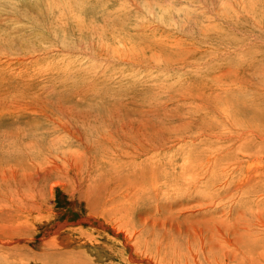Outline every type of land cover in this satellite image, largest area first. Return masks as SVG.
Segmentation results:
<instances>
[{
  "label": "rangeland",
  "instance_id": "rangeland-1",
  "mask_svg": "<svg viewBox=\"0 0 264 264\" xmlns=\"http://www.w3.org/2000/svg\"><path fill=\"white\" fill-rule=\"evenodd\" d=\"M263 137L264 0H0V206L49 172L33 185L40 214L93 244L66 248L81 264H264ZM150 146L134 167L131 151ZM122 177L173 193L130 200ZM50 231L2 255L69 264L42 247Z\"/></svg>",
  "mask_w": 264,
  "mask_h": 264
},
{
  "label": "bare ground",
  "instance_id": "bare-ground-1",
  "mask_svg": "<svg viewBox=\"0 0 264 264\" xmlns=\"http://www.w3.org/2000/svg\"><path fill=\"white\" fill-rule=\"evenodd\" d=\"M174 137V136H173ZM181 137H183L182 135H181ZM180 137V138H181ZM179 138V137H178ZM264 138V137H263ZM182 139V138H181ZM113 140V139H112ZM171 140V139H170ZM183 140V139H182ZM111 141V140H110ZM105 142H106V140H105ZM109 143V142H108ZM173 143H174V140H173ZM176 143V142H175ZM110 144V143H109ZM108 144V145H109ZM113 144V143H112ZM116 144V143H115ZM107 146V145H106ZM117 146V145H116ZM127 146V145H126ZM110 147H111V145H110ZM120 147V146H119ZM173 147V146H172ZM180 147H181V145H180ZM100 148V147H99ZM102 148V147H101ZM129 148V147H128ZM106 149V148H105ZM156 148H154V147H148V148H136V149H134L133 151H131V152H135V154L133 155V156H131V159H133V161H134V163H133V166L134 167H137L138 166V164L136 163L137 161H139L140 160V162L141 161H143V162H152L154 159V155H153V152L155 153V150ZM182 149V148H181ZM119 150H121V149H119ZM129 150V149H128ZM99 151V150H98ZM97 151V152H98ZM113 151V150H112ZM123 151V150H122ZM141 151H143L142 153H139V152H141ZM182 151H183V149H182ZM100 152V151H99ZM98 152V153H99ZM107 152V151H106ZM158 152V151H157ZM156 152V153H157ZM108 153H110V152H108ZM115 153V152H114ZM159 153H160V151H159ZM183 153H185V152H183ZM127 154V153H126ZM174 154V153H173ZM100 155V154H99ZM105 155V154H104ZM158 155V154H157ZM181 155V154H180ZM120 156V155H119ZM171 157H172V155H170ZM175 156V155H174ZM183 156H184V154H183ZM78 157V156H77ZM77 157H76V159H77ZM80 157V156H79ZM78 157V158H79ZM101 157V156H100ZM103 157V156H102ZM126 157V156H125ZM180 157H182V156H180ZM187 157V156H186ZM68 158V157H67ZM66 157H65V159H67ZM106 158V157H105ZM183 158H185V157H183ZM70 159V158H69ZM74 159V158H73ZM115 159V158H114ZM180 159V158H179ZM90 160V159H89ZM91 161V160H90ZM161 161V160H160ZM193 161V160H192ZM51 162V161H50ZM69 162V161H68ZM67 162V163H68ZM77 162V161H76ZM76 162H75V165H76ZM101 162V161H100ZM191 162V161H190ZM189 162V163H190ZM56 164H57V162H55ZM61 163V162H60ZM65 163V162H64ZM74 163V162H73ZM85 163V162H84ZM102 163H103V161H102ZM101 163V164H102ZM177 164H178V160H177V162H176ZM186 163V162H185ZM184 163V164H185ZM188 163V164H189ZM192 163V162H191ZM69 164H70V162H69ZM86 164H87V162H86ZM170 164V163H169ZM181 164V163H180ZM188 164H187V166H188ZM54 165V164H53ZM66 165V164H65ZM103 165V164H102ZM163 165V164H162ZM190 165V164H189ZM12 166V165H11ZM70 166H71V164H70ZM74 166V165H73ZM86 166V165H85ZM108 166V165H107ZM115 166H117V165H115ZM167 167H168V165H166ZM171 165H169V167H170ZM180 166H182V165H180ZM185 166V165H184ZM196 166V165H195ZM60 167V166H59ZM65 166H63V168H64ZM76 167V166H75ZM104 167V166H103ZM102 167V168H103ZM183 167V166H182ZM54 168V167H53ZM61 168H62V164H61ZM67 167H65V169H66ZM79 168V167H78ZM82 168V167H81ZM85 168V167H84ZM178 168H179V165H178ZM177 168V169H178ZM190 168V167H189ZM188 168V169H189ZM192 168H193V166H192ZM196 169H198L197 167H195ZM52 169V168H51ZM50 169V170H51ZM104 169V168H103ZM108 169V168H107ZM169 169V168H168ZM174 169V168H173ZM180 169H182V168H180ZM191 169V168H190ZM194 169V168H193ZM73 170L77 173V170L73 167ZM162 170V169H161ZM237 170V169H236ZM255 170V169H254ZM20 171V170H19ZM55 171V170H54ZM107 171V170H106ZM164 172H165V170H163ZM168 171V170H167ZM174 171V170H173ZM185 171V170H184ZM187 171V170H186ZM185 171V172H186ZM52 172V171H51ZM56 172H58V170L56 171ZM64 172V171H63ZM102 172H105V170L104 171H102ZM108 172V171H107ZM158 172H160V171H158ZM163 172V173H164ZM169 173L171 172V171H168ZM168 172L167 173H165V175H167L168 174ZM177 172V171H176ZM187 172H190V171H187ZM192 172V171H191ZM194 172V171H193ZM201 172V171H200ZM262 172V171H261ZM61 173V172H60ZM73 173V172H72ZM76 173H74V177H76L77 179H78V183H80V181H79V177H78V174H76ZM80 173H81V171H80ZM115 173V172H114ZM153 173V172H152ZM180 173L182 174L183 173V171L181 172L180 171ZM198 173V172H197ZM49 174V172L47 173V171H45L44 173H42V174H37L34 178H30L31 180L30 181H28V183L26 184V187H23L24 189H26V193L25 194H23V195H19L18 194V204H20V205H14V206H12V207H10V209H6V207H7V205H9V203L8 204H6V205H4V204H1V206H0V216L1 215H3V214H5V215H9L10 214V212L11 213H16L17 214V216H16V219H14V218H12V220H13V224L11 225V224H7V220H2L1 219V221H0V263H4V264H13V262H12V260L11 259H7L8 258V256H7V258L6 257H4V255L7 253H5L4 255H2V252L3 251H12L13 249H16V248H18V246L20 247V246H25V244H27V243H30L31 241H33L34 240V236L35 235H37V233H38V231L39 230H41L42 228H45V227H47V231H50L51 229H52V227H53V225H52V223L51 222H53V220L54 219H56V215L57 214H55V213H52L53 215H46V216H43V215H41L40 214V210H41V208H42V213L44 212V210H45V205H42V202H41V199H40V196H39V193H37L36 191H35V187L34 186H36V184H38V183H42V182H46V181H44V180H46V176ZM102 174H104V173H102ZM112 174V173H111ZM171 174H173L172 172H171ZM179 174V173H178ZM196 174V173H195ZM194 174V175H195ZM203 174V173H202ZM201 174V175H202ZM212 174V173H211ZM60 175V174H59ZM68 175V174H67ZM67 175H66V177H67ZM81 175V174H80ZM106 175V174H105ZM107 175H109L108 173H107ZM139 175V174H138ZM174 175H177V174H174ZM183 175V174H182ZM182 175H180V176H182ZM185 175V174H184ZM186 175H189V174H186ZM197 175H199V174H197ZM258 175V174H257ZM263 175V174H262ZM33 176V175H32ZM50 176V175H49ZM113 176V175H112ZM54 177V176H53ZM58 177V176H57ZM61 178H63V176L61 175L60 176ZM114 177V176H113ZM149 177V176H148ZM174 177V176H173ZM194 177V176H193ZM195 177H199V176H195ZM195 177H194V179H195ZM203 177H204V175H203ZM254 177V176H253ZM28 179H29V177H27ZM48 178V177H47ZM94 178V177H93ZM157 178V177H156ZM179 177H177V179H178ZM184 178V177H183ZM186 178H188V176L186 177ZM190 178H192V176L190 177ZM189 178V179H190ZM201 178V177H200ZM50 179V178H49ZM66 179V178H65ZM71 179V178H70ZM91 179V178H90ZM112 179V178H111ZM166 179H173V178H166ZM203 179V178H202ZM63 180V179H62ZM61 180V181H62ZM68 180H69V177H68ZM80 180H81V178H80ZM112 180H114V179H112ZM175 180V179H174ZM174 180H172V182L174 181ZM190 180H192V179H190ZM189 180V181H190ZM261 180V179H260ZM15 181H18L17 179L15 180ZM49 181V180H48ZM54 181V180H53ZM60 181V182H61ZM116 181V180H115ZM125 181V182H124ZM126 181H129V179L128 178H123L122 177V179L120 178V182H122V185L121 186H123V187H126L125 189H127L128 188V186L129 187H132V185L134 186V188L133 189H130V191L131 190H133L134 191V195L133 196H131V198H130V200H136V198L137 197H135V194H138V193H141V191H144V190H150L151 192H153V196H151L150 197V199H154L155 201H158V199H160V201H164L165 200V198L167 199V198H169V196H170V193L169 192H172L173 193V190H172V188H173V185H169V186H166V183H164L163 182V184H164V188H165V190L163 189V188H160V186H159V184L160 183H158V182H156L155 180H151V181H149V183H148V186L146 185L145 186V189H144V187L142 188V190H140V188H138L136 185H134L133 183H132V185H131V183H129V182H126ZM165 181V180H164ZM176 181V180H175ZM183 181V180H182ZM188 180H186V182H187ZM197 181H200V179L199 180H197ZM8 182V181H7ZM62 182H64V181H62ZM70 182V185H71V180L69 181ZM73 182V181H72ZM93 182V181H92ZM170 182V181H169ZM176 182H178V181H176ZM192 182H193V180H192ZM194 182H195V180H194ZM205 182V181H204ZM207 183H208V181H206ZM47 183V182H46ZM51 183V182H50ZM50 183H48V184H50ZM65 183H66V181H65ZM74 183V182H73ZM95 183V182H94ZM116 183V182H115ZM181 183V182H180ZM197 183V182H196ZM211 183V182H210ZM209 183V184H210ZM12 184V183H11ZM15 184V186H16V183H14ZM21 184H23V183H21ZM60 184V183H59ZM85 184V183H84ZM100 184V183H99ZM113 184V183H112ZM117 184V187H112V189H111V191L113 192V193H115L116 194V196L117 197H119L122 193V191L120 192L121 194L119 195V193H118V183H116ZM151 184V185H150ZM172 184H174V188H175V183H172ZM183 184H185V181L183 182ZM191 185V183H188V185ZM198 184V183H197ZM197 184H196V186H197ZM202 184V183H201ZM8 185V184H7ZM34 185V186H33ZM39 185V184H38ZM66 185H68V183L66 184ZM185 185H187V183L185 184ZM189 185V186H190ZM199 185V184H198ZM208 185V184H207ZM211 185V184H210ZM10 186V185H9ZM14 186V185H13ZM17 186H19V185H17ZM23 186H25V185H23ZM177 187H178V185H176ZM180 186V185H179ZM184 186V185H183ZM192 186H194V185H192ZM21 187V186H20ZM37 187V186H36ZM82 187V186H81ZM86 187H87V185H86ZM94 188H95V186H93ZM135 187H137L138 189H136L135 190ZM180 187H182V186H180ZM206 187V186H205ZM204 187V189H206V191L208 190L207 188H205ZM211 187H213V186H211ZM18 188V187H17ZM50 188H52V187H50ZM66 188V187H65ZM71 189H73L72 187H70ZM69 188V189H70ZM77 188V187H76ZM91 188H92V186H91ZM191 188V187H190ZM189 188V189H190ZM197 189H198V186L196 187ZM210 188V187H209ZM45 189V187L43 188V190ZM48 189V188H47ZM70 189V190H71ZM75 189V188H74ZM101 189V188H100ZM183 189H184V187H183ZM6 190V189H5ZM13 190V189H12ZM88 190H89V188H88ZM103 190V189H102ZM106 190V189H105ZM104 190V191H105ZM177 190V189H176ZM181 190V189H180ZM180 190H178L179 192H180ZM17 191V190H16ZM45 191V190H44ZM47 191V190H46ZM82 191V190H81ZM91 191V190H90ZM195 191H196V189H195ZM203 191V190H202ZM213 191V190H212ZM4 192V191H3ZM22 192H24V191H21V193ZM30 192V193H29ZM33 192H36V194H37V197L35 196V194L33 193ZM75 192V191H74ZM183 192H184V190H183ZM198 192H200V191H198ZM262 192V191H261ZM16 193H19V192H16ZM15 193V194H16ZM47 193H48V191H47ZM50 193V192H49ZM63 193H65V192H63ZM67 193V192H66ZM71 193V192H70ZM73 193V192H72ZM100 193V192H99ZM98 193V194H99ZM171 193V194H172ZM175 193H177V191L175 192ZM204 192H202V194H203ZM206 193V192H205ZM208 193H209V191H208ZM207 193V194H208ZM11 194H12V191H11ZM52 194V193H51ZM84 194V193H83ZM82 194V195H83ZM86 194H89V193H86ZM161 194V195H160ZM180 194V193H179ZM183 193H181L180 195H182ZM184 194H185V192H184ZM261 194V193H260ZM3 195V194H2ZM6 195H8L7 193H6ZM13 195V194H12ZM43 195V194H42ZM72 195V194H71ZM90 195V194H89ZM92 195V194H91ZM110 195V194H109ZM125 195V194H124ZM144 195V194H143ZM177 194H175V196H176ZM205 195V194H204ZM209 195H210V193H209ZM0 196H1V193H0ZM17 196V195H16ZM93 196V195H92ZM105 196V195H104ZM108 196V195H107ZM106 196V197H107ZM112 196V195H111ZM142 196V195H141ZM174 196V195H173ZM172 196V197H173ZM183 196V195H182ZM9 197V196H8ZM12 198H13V196H11ZM48 197V196H47ZM80 197V196H79ZM88 197V196H87ZM95 197V196H94ZM93 197V198H94ZM113 197V196H112ZM111 197V198H112ZM121 197V196H120ZM180 197V196H179ZM256 197V196H255ZM261 197V196H260ZM83 198V197H82ZM86 198V197H85ZM92 198V197H91ZM93 198H92V200H93ZM95 198H97V197H95ZM104 199V198H103ZM113 199H115V197L113 198ZM118 199V198H117ZM120 199H122V197L120 198ZM8 200H9V198H8ZM83 200V199H82ZM86 200V199H85ZM84 200V201H85ZM90 200V199H89ZM95 200V199H94ZM100 200V199H99ZM109 200H110V196H109ZM142 200V199H141ZM4 201V200H3ZM6 201V200H5ZM97 201V200H96ZM128 201V200H127ZM146 201V200H145ZM13 202H14V200H13ZM73 202V201H72ZM107 202V201H106ZM148 202V201H147ZM161 202V203H162ZM97 203V202H96ZM117 203V202H116ZM139 203H143V201L142 202H139ZM167 203V202H166ZM73 204V203H72ZM74 204H75V202H74ZM90 204V203H89ZM107 205V203H105V206ZM126 205V204H125ZM69 206V205H68ZM71 206V205H70ZM86 206V205H85ZM116 206H118V205H116ZM76 207V208H75ZM74 207V209H77V210H83L84 212H86V215H88L89 217L90 216H95V217H97V216H99V214L96 212V210H95V208H90L89 206V208L88 207H83L82 206V204L79 202V199L78 200H76V206ZM52 208V207H51ZM98 208V207H97ZM103 208V207H102ZM105 208V207H104ZM118 208V207H117ZM13 209V210H12ZM66 209V208H65ZM71 209H73V208H71ZM107 209V208H106ZM123 209V208H122ZM99 210V209H98ZM74 211V210H73ZM102 211V210H101ZM111 211V210H110ZM130 211V210H129ZM104 212V211H103ZM100 213V212H99ZM105 213V212H104ZM116 213V212H115ZM144 213V212H143ZM49 214V213H48ZM51 214V213H50ZM85 214V213H84ZM113 214V213H112ZM13 215V217H15L14 216V214H12ZM64 215V214H63ZM115 216H116V214H114ZM9 216H11V215H9ZM104 217V216H103ZM104 219V218H103ZM95 220V219H94ZM121 221V220H120ZM114 223V222H113ZM6 224L8 225V226H6ZM115 224V223H114ZM101 225H103V224H101ZM111 226V225H110ZM114 226V225H113ZM73 227V226H72ZM77 227V226H76ZM89 227V226H88ZM91 227V226H90ZM92 228V227H91ZM94 228V227H93ZM100 228V227H99ZM104 228V227H103ZM113 228V227H112ZM88 229V228H87ZM86 229V230H87ZM96 229V228H95ZM85 230V231H86ZM123 230V229H122ZM125 230V229H124ZM44 231V230H43ZM111 231H115V230H111ZM81 232V231H80ZM92 232H94V231H92ZM99 232V231H98ZM97 232V233H98ZM103 232V231H102ZM101 232V233H102ZM120 232V231H119ZM118 232V233H119ZM50 233H52V235L53 236H51V237H53V238H51V239H48L47 241H45L44 243H43V245H42V247L44 248L45 246L46 247H52L53 249H56L57 251H58V254H60V255H64V254H66V255H68V258H67V260H68V263L69 264H81L80 263V260L82 259L79 255H77V254H74V252H72V251H68L66 248H68V247H71V246H84V248H85V246H88V247H91V245H93L92 243H88L86 240H85V235H84V237H81V235L82 234H80V235H77V233H76V231L74 230V229H67L64 225L62 226V225H58V227H55V229L53 230H51L50 231ZM82 233V232H81ZM115 233V232H114ZM118 233H117V235H118ZM72 234V237L70 236ZM106 234V233H105ZM112 234V233H111ZM92 235H93V233H92ZM108 235V234H107ZM114 235V234H113ZM71 238H70V237ZM130 236V235H129ZM128 236V237H129ZM48 237V236H47ZM114 237V236H113ZM50 238V237H49ZM82 238V239H81ZM101 238V237H100ZM130 238V237H129ZM128 238V239H129ZM42 239V238H41ZM47 239V238H46ZM105 239V238H104ZM127 239V238H126ZM88 240V239H87ZM90 240H92L91 238H90ZM94 240V239H93ZM92 240V241H93ZM97 240V239H96ZM118 240V239H117ZM130 240V239H129ZM18 241H24V242H26V243H23V244H21V242L19 243V245L18 246H15L16 244V242H18ZM113 241V240H112ZM99 242V241H98ZM111 242V241H110ZM131 242V241H130ZM118 243V242H117ZM127 243V242H126ZM129 243V242H128ZM136 243H137V241H136ZM140 243V242H139ZM14 244V245H13ZM86 244H88V245H86ZM101 244H103V243H101ZM110 244V243H109ZM116 244V243H115ZM114 244V245H115ZM13 245V246H12ZM90 245V246H89ZM104 246H105V243L103 244ZM119 245V244H118ZM132 245V244H131ZM96 246V245H95ZM124 246V245H123ZM134 246V245H133ZM140 246V245H139ZM147 246V245H146ZM100 247V246H99ZM112 247V246H111ZM125 247V246H124ZM21 248V247H20ZM19 248V249H20ZM103 248V247H102ZM101 248V249H102ZM105 248V247H104ZM107 248V247H106ZM118 248V247H117ZM121 248H123V247H121ZM135 248H136V246H135ZM100 249V248H99ZM116 249V248H115ZM115 249H113V250H115ZM124 249V248H123ZM21 251H23V249H20ZM19 250V251H20ZM108 250H110L109 248H108ZM122 250V249H121ZM125 250V249H124ZM138 250V249H137ZM143 250V249H142ZM102 251V250H101ZM139 251V250H138ZM53 252H55V250L53 251ZM83 252V251H82ZM95 252H96V250H95ZM111 252V251H110ZM47 253V252H46ZM123 253V252H122ZM133 254H132V257H135L136 256V254H135V252L133 251L132 252ZM43 254V253H42ZM101 254V253H100ZM139 254H141V253H139ZM152 254V253H151ZM11 255V254H10ZM47 255V254H46ZM113 255V254H112ZM141 255H143V253L141 254ZM147 255V254H146ZM153 255V254H152ZM42 256V255H41ZM24 257V256H23ZM22 257V258H23ZM27 257V256H26ZM88 257V256H87ZM147 257H148V255H147ZM147 257H145V258H143V260L147 263V264H153L154 262H152L151 261V256H150V259L149 258H147ZM18 258V257H17ZM28 258H31L30 259V261L31 262H37L38 260H35V259H33V257H29L28 256ZM120 258V257H119ZM155 258V257H154ZM14 259V258H13ZM21 259V258H20ZM65 259V258H64ZM134 259V258H133ZM141 259H142V257H141ZM157 259V258H156ZM22 260V259H21ZM125 261H128L126 258L124 259ZM132 260V259H131ZM152 260H155V259H152ZM24 261V260H23ZM74 261V262H73ZM134 261V260H133ZM25 262V261H24ZM73 262V263H72ZM26 263V262H25ZM25 263H23V264H25ZM112 263V262H111ZM156 263V262H155ZM58 264V263H57ZM82 264H89L88 262H83ZM126 264V263H125ZM129 264V263H128ZM158 264V263H157Z\"/></svg>",
  "mask_w": 264,
  "mask_h": 264
}]
</instances>
